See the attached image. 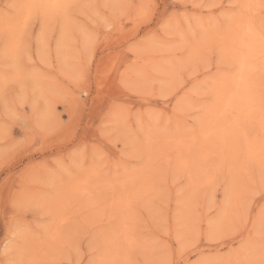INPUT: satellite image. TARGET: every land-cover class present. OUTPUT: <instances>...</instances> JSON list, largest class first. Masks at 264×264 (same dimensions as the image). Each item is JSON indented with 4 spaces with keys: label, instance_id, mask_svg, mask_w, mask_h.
I'll use <instances>...</instances> for the list:
<instances>
[{
    "label": "rangeland",
    "instance_id": "rangeland-1",
    "mask_svg": "<svg viewBox=\"0 0 264 264\" xmlns=\"http://www.w3.org/2000/svg\"><path fill=\"white\" fill-rule=\"evenodd\" d=\"M264 0H0V264H264Z\"/></svg>",
    "mask_w": 264,
    "mask_h": 264
},
{
    "label": "snow or ice",
    "instance_id": "snow-or-ice-1",
    "mask_svg": "<svg viewBox=\"0 0 264 264\" xmlns=\"http://www.w3.org/2000/svg\"><path fill=\"white\" fill-rule=\"evenodd\" d=\"M261 216H264V209L261 210Z\"/></svg>",
    "mask_w": 264,
    "mask_h": 264
}]
</instances>
